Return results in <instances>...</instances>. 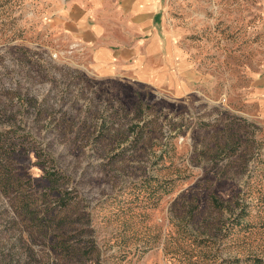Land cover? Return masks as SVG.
I'll return each mask as SVG.
<instances>
[{"label": "rangeland", "instance_id": "1", "mask_svg": "<svg viewBox=\"0 0 264 264\" xmlns=\"http://www.w3.org/2000/svg\"><path fill=\"white\" fill-rule=\"evenodd\" d=\"M36 3L0 0V264H264V0H163L176 103L90 78Z\"/></svg>", "mask_w": 264, "mask_h": 264}, {"label": "crops", "instance_id": "2", "mask_svg": "<svg viewBox=\"0 0 264 264\" xmlns=\"http://www.w3.org/2000/svg\"><path fill=\"white\" fill-rule=\"evenodd\" d=\"M41 29L90 78L160 91L186 101L202 74L175 30L161 20L163 0H36ZM201 88V86L199 85ZM264 106V74L249 89Z\"/></svg>", "mask_w": 264, "mask_h": 264}]
</instances>
